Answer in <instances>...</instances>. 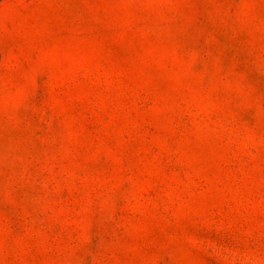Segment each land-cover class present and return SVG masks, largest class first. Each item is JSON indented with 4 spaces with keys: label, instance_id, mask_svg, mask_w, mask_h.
Masks as SVG:
<instances>
[{
    "label": "rangeland",
    "instance_id": "rangeland-1",
    "mask_svg": "<svg viewBox=\"0 0 264 264\" xmlns=\"http://www.w3.org/2000/svg\"><path fill=\"white\" fill-rule=\"evenodd\" d=\"M0 264H264V0H0Z\"/></svg>",
    "mask_w": 264,
    "mask_h": 264
}]
</instances>
